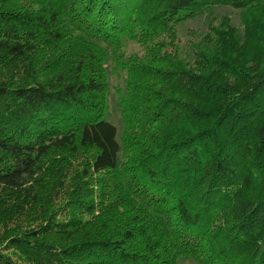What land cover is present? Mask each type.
<instances>
[{
  "label": "trees",
  "instance_id": "16d2710c",
  "mask_svg": "<svg viewBox=\"0 0 264 264\" xmlns=\"http://www.w3.org/2000/svg\"><path fill=\"white\" fill-rule=\"evenodd\" d=\"M182 259L264 264V0H0V264Z\"/></svg>",
  "mask_w": 264,
  "mask_h": 264
},
{
  "label": "rangeland",
  "instance_id": "374dc122",
  "mask_svg": "<svg viewBox=\"0 0 264 264\" xmlns=\"http://www.w3.org/2000/svg\"><path fill=\"white\" fill-rule=\"evenodd\" d=\"M231 19L232 25L237 27L238 34H242V23L240 19V11L236 8L230 6H216L213 10L202 13L198 15L196 18L187 20L176 27V44L178 46V50H180V54L183 58L191 60L193 58L192 53L190 52V48L197 43L204 40L209 32V27L214 25L215 23H220L222 19ZM127 55L132 53L140 54L142 50L134 44L129 45L126 48ZM108 75H109V100H108V112L106 113L104 120L114 125L118 132V138L121 136L123 130V123L120 116V111L118 107V98L116 94V89L119 88L123 90L124 88V75H114L112 73V66L110 64L106 65ZM57 158V155L51 154L46 157L41 162V169L43 171L46 170V167L52 165L54 160ZM66 158V159H64ZM84 158V157H82ZM62 164H65V172H67V177H70L74 174L77 169L82 168V164L84 162L83 159L78 158V160L74 158H70L68 156L63 157ZM41 204V203H39ZM41 208V207H40ZM30 217V216H29ZM29 222L27 225L28 227ZM241 261V259L239 260ZM181 264H198L196 261L192 259H182L180 260ZM26 264V263H25Z\"/></svg>",
  "mask_w": 264,
  "mask_h": 264
}]
</instances>
